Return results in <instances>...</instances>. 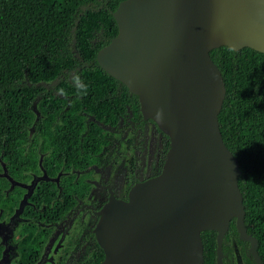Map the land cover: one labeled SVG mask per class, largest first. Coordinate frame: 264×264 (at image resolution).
<instances>
[{"label": "trees", "instance_id": "trees-1", "mask_svg": "<svg viewBox=\"0 0 264 264\" xmlns=\"http://www.w3.org/2000/svg\"><path fill=\"white\" fill-rule=\"evenodd\" d=\"M121 1L0 0V158L10 176L22 180L24 174L38 169V142L26 146L27 128L32 124L29 106L38 92L36 85L59 81L58 88L64 95L80 94L66 104L64 97L52 99L51 94H45L39 102L43 114V119L37 121L42 138L39 147L49 152L42 160L43 169L50 177L59 171L68 174L60 177L58 184L42 181L30 196L31 205L23 213L25 222L17 243L18 258L13 264H36L53 225L67 214L73 215L70 210L78 199H85L79 194L88 184L84 177L75 179L73 173L84 172L98 161L102 165L110 161L107 153L103 154L109 144L107 135L95 132L92 126L86 128V115L117 127L129 106L135 123L127 126L138 132L140 156L156 137L150 176L161 170L169 137L150 118L143 117L137 95L109 75L96 57L98 50L117 34L113 12ZM210 56L226 89L218 114L220 131L238 161L244 222L247 232L256 238L258 261L264 264V53L250 47L234 50L222 45L212 49ZM77 69L76 77L86 85V91L63 85L65 79L61 77ZM66 105L69 108L63 110ZM56 115L60 117L55 123ZM137 180L131 181L126 192ZM7 188L8 182L0 178V211L5 213L13 210L23 194L20 188ZM80 207L78 203L77 209ZM76 235L75 245L63 250L57 264L67 260L71 264H99L104 253L93 227L80 224ZM201 238L203 264H216V231L204 230ZM82 245L89 251L79 257L76 249ZM249 246V241L239 238L235 219H231L223 238L222 264H237V255L242 264H257Z\"/></svg>", "mask_w": 264, "mask_h": 264}, {"label": "water", "instance_id": "water-1", "mask_svg": "<svg viewBox=\"0 0 264 264\" xmlns=\"http://www.w3.org/2000/svg\"><path fill=\"white\" fill-rule=\"evenodd\" d=\"M117 34L99 65L137 95L145 119L169 137L158 174L127 198L110 192L93 228L99 264H203L201 232L216 231V264L231 219L256 259L247 232L236 157L218 123L225 97L210 56L219 46L264 53V0H122Z\"/></svg>", "mask_w": 264, "mask_h": 264}, {"label": "rangeland", "instance_id": "rangeland-1", "mask_svg": "<svg viewBox=\"0 0 264 264\" xmlns=\"http://www.w3.org/2000/svg\"><path fill=\"white\" fill-rule=\"evenodd\" d=\"M79 69L73 70L65 75V77H61L62 80L65 79L66 81L63 82L65 87H76L73 77L78 75ZM37 86L41 89L37 88L38 92L29 106V110L32 114V124L27 128L28 138L26 140V146L32 142H38L36 145L38 148L37 171L27 172L24 174L22 180L14 179L9 175L5 161L0 158V178L8 182L9 189H7L11 190L17 187L22 190L21 194L23 193L11 212L5 213L0 211V264H13L18 258L17 243L21 225L25 222L23 213L25 208L31 205L29 198L36 187L42 181L58 184L59 178L68 174L67 171H59L55 177H50L43 169L42 160L49 152L42 151L44 150L43 147L42 150L39 147L40 144H42V138L39 134V124L37 125V121L43 119L39 102L41 103L45 94H51L50 96H52V99H62L64 97L63 99H65L66 104L71 102V100L77 99V97L79 98L80 94L77 92H69L64 95V92L62 93L58 88L59 81H54L50 84L36 85V87ZM45 106L46 105H43V107ZM67 108H69L68 105H66L63 110ZM59 117L60 115L55 116V123L59 121ZM94 123L96 127H93ZM133 123H135V119L132 115V109L129 106H127L125 114L119 119L117 127L107 125L100 121L98 122V120L91 115L85 116L86 128L92 126L95 132H104L107 135L109 144L106 146V150L103 154L107 153L106 155L110 157V161L104 165L98 161L97 164L90 165L89 169L84 172L73 173L75 179L84 177L85 182L88 184V187L83 189L82 195L79 194V196H85V199H79L80 202L78 203L84 202L96 208L106 197V187L103 186V182L109 184L113 190H116L120 194L121 187L126 188L135 178L144 179L151 174L149 168L153 155V140H156V137H154L151 144L147 146L143 156H140L137 148L138 132L133 129V126H127V124ZM41 126L40 124V128ZM36 134L37 136H35ZM77 205L70 210L74 213L73 215H69V213L65 219L53 225L51 228L52 234L45 243L41 256L36 264H57L63 250L69 247L70 244L73 246L75 245L74 239L77 237L76 229L80 224H83L84 227H89L93 224L94 216L84 211L81 207L77 209ZM77 215L79 216L77 217ZM76 250L80 251L78 254L79 257H84L88 254L89 247L82 245V247H78ZM63 264H71V261L67 260ZM237 264H242V260L238 255Z\"/></svg>", "mask_w": 264, "mask_h": 264}, {"label": "flooded vegetation", "instance_id": "flooded-vegetation-1", "mask_svg": "<svg viewBox=\"0 0 264 264\" xmlns=\"http://www.w3.org/2000/svg\"><path fill=\"white\" fill-rule=\"evenodd\" d=\"M149 145H150V144H148V146H149ZM153 150H154V148H153ZM152 158H153V156H152ZM150 164H151V162H150ZM150 167H151V166H150ZM161 167H162V166H161ZM149 170H150V168H149ZM157 174H158V173H157ZM148 177H151V176L149 175ZM148 177H147V178H148ZM137 179H138L137 181H140V180H145L146 178H144V179H143V178H137ZM137 181H135V182H137ZM135 182H134V183H135ZM134 183H133V184H134ZM133 184H131V185L128 187L127 192H126V188L121 187L120 194H119L116 190H113L112 187H111L109 184L103 182V186L106 187V188H105L106 197H105V200H104L102 203H100L96 208L93 207L92 205H88V204H86V203H84V202L80 203V206H81L82 209L85 208V207H87V208H89L90 210H92L91 212H89V211H87V212H89L91 215L94 216V221H93V224L91 225L93 228H94V226H95V224H96V222H97V220H98V217H99V216L97 215V211H98V210L102 207V205L107 201L110 192H112V193H113L116 197H118V198L126 199V198H127L128 191H129L130 187H131ZM125 192H126V193H125ZM78 202H80L79 199H78ZM84 211H85V210H84ZM96 216H97V219H96ZM222 259H223V258H222Z\"/></svg>", "mask_w": 264, "mask_h": 264}, {"label": "clouds", "instance_id": "clouds-1", "mask_svg": "<svg viewBox=\"0 0 264 264\" xmlns=\"http://www.w3.org/2000/svg\"><path fill=\"white\" fill-rule=\"evenodd\" d=\"M73 81L78 89L86 91V85L81 81L79 77H73Z\"/></svg>", "mask_w": 264, "mask_h": 264}]
</instances>
